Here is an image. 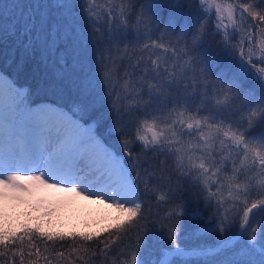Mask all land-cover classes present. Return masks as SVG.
Instances as JSON below:
<instances>
[{"label":"snow or ice","instance_id":"6c2138e0","mask_svg":"<svg viewBox=\"0 0 264 264\" xmlns=\"http://www.w3.org/2000/svg\"><path fill=\"white\" fill-rule=\"evenodd\" d=\"M34 8L0 33V264H264V0ZM41 62L42 90L59 99L34 108L16 77ZM164 179L156 200L168 207L152 218L141 185ZM34 185L122 218L102 247L82 235L67 255L50 250L66 238L5 227L7 201Z\"/></svg>","mask_w":264,"mask_h":264},{"label":"trees","instance_id":"16d2710c","mask_svg":"<svg viewBox=\"0 0 264 264\" xmlns=\"http://www.w3.org/2000/svg\"><path fill=\"white\" fill-rule=\"evenodd\" d=\"M42 2L43 1H41L40 3ZM33 10L34 9L31 10L22 9L21 11H19L20 17L16 21L27 18L30 15H34ZM0 25L3 27V24L1 22ZM4 66L6 67L7 63L5 62L4 64V58H0V68H3ZM53 74L54 73H51V75ZM44 77H45L44 65L41 62L40 70L38 72L27 76L16 77V80H17V84L26 85L29 88V93H31L32 96L31 98H34L35 101L54 104L59 99V97L51 91L42 90V83ZM137 152H139V149H137ZM147 159H150V157H148ZM169 164H171V161H169ZM167 174L168 173L165 172V177H167ZM133 175L135 176V173ZM156 184H160L158 180H156L154 183L155 187L153 185V182H150L149 188L155 189ZM156 190H158V188ZM148 192L145 193L143 185H141V194H142L141 198L144 201L145 214H148L150 212L152 214V218H155L157 214L163 217L165 215V211L163 208L158 207L163 204L151 208L148 207L147 204L148 202H146V199L148 197ZM30 194H31L30 192L24 194L22 196V199H20L22 202L7 204V210L4 213L6 220L5 227L19 233L20 231L23 230V228L21 227L22 225L33 228L38 226L39 229L45 232H49L57 236L62 235L66 238L63 241L57 240L55 241V243L53 241H47V246L49 247L50 250L55 248L60 251H65L67 255L68 247L73 244L72 237L73 236L79 237L82 235H91L94 237V239L90 241L88 245L91 249H95L97 245H100L102 247L101 242L106 240L108 232L115 231L114 228H111L106 231L95 232V233H88V232L86 233L84 231V229L87 226H89V224H91L92 222L96 224L98 223L99 219L102 218L105 219L106 215L102 212L101 207L99 205L96 206L91 204L93 206L91 207V205L87 204V206L86 205L79 206L78 208L71 207L70 209L68 205L66 206L63 205L57 197H54L49 201L47 200L41 201L40 203V201L38 200L35 201L29 200ZM42 203L47 205L46 208H42L43 205ZM209 215L210 213L203 214L205 223L208 222ZM207 233H208L207 239L209 243H212L215 238L211 235L210 228L207 230ZM185 238L187 239V237ZM37 243L42 249L45 247V243L43 241H37ZM124 243L125 242H120L117 245H113L110 255L114 254L119 248H123ZM104 259H105L104 257L98 255L97 257H92L89 260V264H104ZM73 260H75L74 256H73ZM41 264H44V262L41 261ZM53 264H54V257H53ZM76 264H80V262L76 261Z\"/></svg>","mask_w":264,"mask_h":264},{"label":"rangeland","instance_id":"374dc122","mask_svg":"<svg viewBox=\"0 0 264 264\" xmlns=\"http://www.w3.org/2000/svg\"><path fill=\"white\" fill-rule=\"evenodd\" d=\"M41 1H43L42 3L47 2V0H0V22L3 24V27L0 25V33H2L3 30L8 26V23L10 20H13V19L17 20L20 17L19 11H21L22 9L23 10L34 9L33 11L35 14L36 9L34 8V6L37 4H40ZM229 2H231V0H229ZM214 26L215 25L213 23L212 27ZM22 90L25 91V89H22ZM32 100L34 99L32 98ZM149 161L153 165L156 164V162L152 161L151 158L149 159ZM158 181L160 183L159 185L163 188L164 191H166L167 190L166 186L168 183L167 179L158 180ZM165 181H166V184H165ZM154 183L155 181H153V185ZM157 185L158 184H156L155 191L150 190L148 192V197L146 199V202H148L147 204L149 208L163 204V203L158 204L156 200V196L160 194V188H158ZM157 188L158 190H156ZM30 189L33 194L30 195L29 200L31 201L38 200L40 201V203L41 201H44V200L49 201L52 198L57 197L63 205L65 206L68 205L70 209L71 207L78 208L79 206H85V205L87 206V204L91 205L92 203L100 204L102 212L106 215L105 219L103 218L99 219L98 223L96 224L92 222L91 224H89V226L86 225L87 227L85 226L86 228L84 229L86 233L87 232L95 233V232L109 230L113 228L112 227L113 225L117 224L118 218H122L121 213H119V211H117L114 207H111V208L107 207L106 204L99 203L96 199L86 198L85 195L78 194L77 192L57 191V190L50 189V188L40 186V185L31 186ZM0 203H3V202H0ZM108 203H110V201ZM46 206H47L46 204H43L42 208H46ZM91 207L93 206L91 205ZM158 207L163 208L164 211H166L168 206L163 204Z\"/></svg>","mask_w":264,"mask_h":264}]
</instances>
